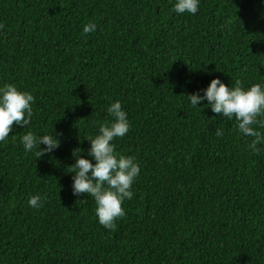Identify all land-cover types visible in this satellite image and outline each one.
<instances>
[{
  "label": "trees",
  "instance_id": "16d2710c",
  "mask_svg": "<svg viewBox=\"0 0 264 264\" xmlns=\"http://www.w3.org/2000/svg\"><path fill=\"white\" fill-rule=\"evenodd\" d=\"M173 3L0 0V86L35 97L0 142V264H264V144L254 154L234 118L185 97L216 77L264 82V0H200L195 15ZM116 100L130 122L116 149L141 171L109 230L68 166L77 148L91 159L86 138ZM28 131L59 148L25 153Z\"/></svg>",
  "mask_w": 264,
  "mask_h": 264
},
{
  "label": "clouds",
  "instance_id": "9594fccd",
  "mask_svg": "<svg viewBox=\"0 0 264 264\" xmlns=\"http://www.w3.org/2000/svg\"><path fill=\"white\" fill-rule=\"evenodd\" d=\"M200 8V0H174L172 11L177 15L185 13L195 15ZM97 25L89 22L83 26V33L96 31ZM202 93V94H201ZM193 108L207 101V108L219 116L235 119L237 129L242 136L253 137L249 149L259 154L257 145L264 144V133L255 126L264 127V82L253 83L245 87L240 81L235 85H226L219 77L213 78L208 86L185 96ZM34 95L20 90L15 84L6 83L0 86V142H4L13 131L12 125L22 128L28 126L33 116ZM110 121L101 122L98 133L86 139L90 143L85 158L82 148L73 152L75 163L68 166L72 173V194H87L94 198L95 215L105 229L115 227V221L126 215L122 204L133 197L132 187L140 175V164L133 156L121 154L114 141L123 138L130 128L128 113L122 103L116 100L107 108ZM223 128H218L215 135L221 137ZM62 135V133L60 134ZM25 153H35L38 157L58 149V135H38L26 132L20 140ZM43 144L45 147H41ZM78 151V154L76 153ZM94 161V162H93ZM29 206L39 208L43 198L39 194L29 198Z\"/></svg>",
  "mask_w": 264,
  "mask_h": 264
}]
</instances>
